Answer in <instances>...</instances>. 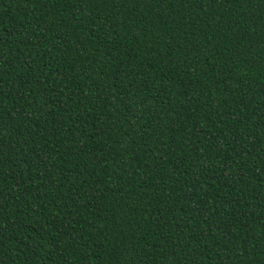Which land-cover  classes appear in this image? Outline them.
<instances>
[{
	"label": "trees",
	"instance_id": "trees-1",
	"mask_svg": "<svg viewBox=\"0 0 264 264\" xmlns=\"http://www.w3.org/2000/svg\"><path fill=\"white\" fill-rule=\"evenodd\" d=\"M0 264H264V0H0Z\"/></svg>",
	"mask_w": 264,
	"mask_h": 264
}]
</instances>
